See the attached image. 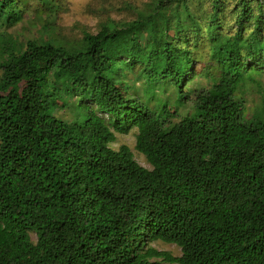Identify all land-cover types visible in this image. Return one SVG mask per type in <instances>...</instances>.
I'll return each mask as SVG.
<instances>
[{
	"label": "trees",
	"instance_id": "trees-1",
	"mask_svg": "<svg viewBox=\"0 0 264 264\" xmlns=\"http://www.w3.org/2000/svg\"><path fill=\"white\" fill-rule=\"evenodd\" d=\"M62 8L0 0V264H264V0Z\"/></svg>",
	"mask_w": 264,
	"mask_h": 264
},
{
	"label": "rangeland",
	"instance_id": "rangeland-1",
	"mask_svg": "<svg viewBox=\"0 0 264 264\" xmlns=\"http://www.w3.org/2000/svg\"><path fill=\"white\" fill-rule=\"evenodd\" d=\"M62 10L58 15L57 25L62 35L74 36L79 33L81 26L93 30L96 23V18L92 14V10L99 8L101 5L111 0H60ZM114 15V14H113ZM198 69L199 66H196ZM264 96V77L257 78L255 84H248L244 87V93L238 95L243 98L245 111L250 112L260 98ZM135 128H131L126 134H116V141L111 144L113 149H118L119 146H127L134 160L142 167L149 168L144 157L135 150ZM34 241L35 237L31 235ZM157 248L162 251H167L174 257L180 256V251L174 245L158 244ZM163 264H170L163 262ZM175 264V263H171Z\"/></svg>",
	"mask_w": 264,
	"mask_h": 264
}]
</instances>
